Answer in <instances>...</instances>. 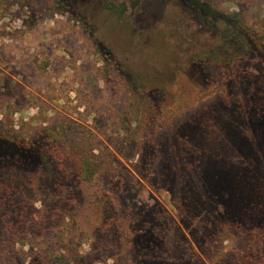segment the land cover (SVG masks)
Wrapping results in <instances>:
<instances>
[{
    "label": "rangeland",
    "instance_id": "obj_1",
    "mask_svg": "<svg viewBox=\"0 0 264 264\" xmlns=\"http://www.w3.org/2000/svg\"><path fill=\"white\" fill-rule=\"evenodd\" d=\"M0 129V264H264V0H0Z\"/></svg>",
    "mask_w": 264,
    "mask_h": 264
},
{
    "label": "trees",
    "instance_id": "obj_2",
    "mask_svg": "<svg viewBox=\"0 0 264 264\" xmlns=\"http://www.w3.org/2000/svg\"><path fill=\"white\" fill-rule=\"evenodd\" d=\"M58 4H63V0H55ZM210 18V17H209ZM232 21H235L236 26L240 28L242 24L240 21L235 18ZM235 33L225 32L227 38H232ZM147 109V107H146ZM83 127L80 125H64L62 136L60 138L52 137V131L44 128L37 137L32 139L30 143H26L24 140H20L17 135L11 134L6 137L10 141L16 142L20 146H42L46 150L51 151L57 160L64 162V160H71L74 166L77 169L79 176L85 177L86 174L93 171L94 168V158L91 149L89 148L88 137L85 135V130H82ZM5 134L3 130L0 129V135ZM7 136V135H6ZM253 235L260 234L264 236L263 233H260L258 230L253 231ZM251 244V243H249ZM238 264H246L245 261L240 260Z\"/></svg>",
    "mask_w": 264,
    "mask_h": 264
}]
</instances>
